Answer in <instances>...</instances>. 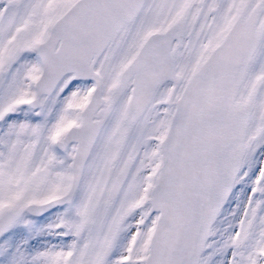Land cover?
<instances>
[{"label": "snow or ice", "instance_id": "snow-or-ice-1", "mask_svg": "<svg viewBox=\"0 0 264 264\" xmlns=\"http://www.w3.org/2000/svg\"><path fill=\"white\" fill-rule=\"evenodd\" d=\"M0 264H264V0H0Z\"/></svg>", "mask_w": 264, "mask_h": 264}]
</instances>
